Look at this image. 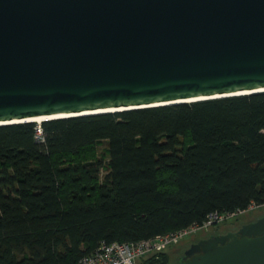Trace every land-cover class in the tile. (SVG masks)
Wrapping results in <instances>:
<instances>
[{"label":"trees","instance_id":"16d2710c","mask_svg":"<svg viewBox=\"0 0 264 264\" xmlns=\"http://www.w3.org/2000/svg\"><path fill=\"white\" fill-rule=\"evenodd\" d=\"M252 202L264 204V92L0 126V264H76L101 241ZM168 248L137 264H168Z\"/></svg>","mask_w":264,"mask_h":264},{"label":"water","instance_id":"95a60500","mask_svg":"<svg viewBox=\"0 0 264 264\" xmlns=\"http://www.w3.org/2000/svg\"><path fill=\"white\" fill-rule=\"evenodd\" d=\"M262 92L264 0H0V126ZM173 264H264V214Z\"/></svg>","mask_w":264,"mask_h":264},{"label":"built area","instance_id":"2783aa9c","mask_svg":"<svg viewBox=\"0 0 264 264\" xmlns=\"http://www.w3.org/2000/svg\"><path fill=\"white\" fill-rule=\"evenodd\" d=\"M37 131L38 137H41V126L38 127ZM256 207H258V204L252 202L245 209H238L226 213L212 212L203 223H193L182 229L157 234L153 237L138 241H101L95 250L84 255L76 264H137L141 259L177 245L189 236L198 232L209 231L214 223H218L223 219L232 218L237 214L251 211Z\"/></svg>","mask_w":264,"mask_h":264},{"label":"rangeland","instance_id":"374dc122","mask_svg":"<svg viewBox=\"0 0 264 264\" xmlns=\"http://www.w3.org/2000/svg\"><path fill=\"white\" fill-rule=\"evenodd\" d=\"M257 208V207H256ZM254 213L244 215L245 213L234 215L232 218L223 219L219 222V225L212 229V231L216 232H226L227 230L236 229L238 227L239 222H248L251 220H255L258 216L264 214V206L254 210ZM243 215V216H240ZM210 231V230H209ZM209 231H205L209 233ZM204 234V231L198 232L194 234L195 237H187V240L180 242L177 246L170 247L166 250V252L170 255V261L168 264H173L177 258V256L183 252V250L195 239L201 238ZM193 236V235H192Z\"/></svg>","mask_w":264,"mask_h":264},{"label":"flooded vegetation","instance_id":"af4514ba","mask_svg":"<svg viewBox=\"0 0 264 264\" xmlns=\"http://www.w3.org/2000/svg\"><path fill=\"white\" fill-rule=\"evenodd\" d=\"M264 206V204H262V205H258V207L257 208H255L256 210L258 209V208H261V207H263ZM255 209H253V210H251V211H248V213H245L244 215H248V214H251V213H254L255 211ZM240 216H243V215H240ZM257 219V218H256ZM249 222V221H248ZM219 225V222L218 223H214L213 225H212V227L210 228V231H209V233H206V232H204V234L202 235V237H205V236H208V234H210V233H218V232H216V231H212V229L213 228H215V227H217ZM224 233V232H223ZM190 237V236H189ZM191 237H195L194 235L193 236H191ZM201 237V238H202ZM184 240H187V239H184ZM183 240V241H184Z\"/></svg>","mask_w":264,"mask_h":264},{"label":"bare ground","instance_id":"6f19581e","mask_svg":"<svg viewBox=\"0 0 264 264\" xmlns=\"http://www.w3.org/2000/svg\"><path fill=\"white\" fill-rule=\"evenodd\" d=\"M43 119H44V118H36V119H35V122H37V123L40 124V123H42Z\"/></svg>","mask_w":264,"mask_h":264}]
</instances>
